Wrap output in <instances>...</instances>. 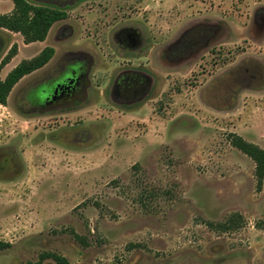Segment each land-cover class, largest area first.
Instances as JSON below:
<instances>
[{"label":"rangeland","instance_id":"rangeland-1","mask_svg":"<svg viewBox=\"0 0 264 264\" xmlns=\"http://www.w3.org/2000/svg\"><path fill=\"white\" fill-rule=\"evenodd\" d=\"M28 1L67 16L43 42L0 28L1 79L55 50L0 104V264H264V178L229 140L264 149V0ZM68 65L75 97L34 101Z\"/></svg>","mask_w":264,"mask_h":264},{"label":"trees","instance_id":"trees-1","mask_svg":"<svg viewBox=\"0 0 264 264\" xmlns=\"http://www.w3.org/2000/svg\"><path fill=\"white\" fill-rule=\"evenodd\" d=\"M11 1L13 3L12 10L0 14V28L20 33L24 43L43 41L51 26L67 16L63 9L34 4L28 0ZM54 52L52 46H45L36 55L20 60L4 78H0V104H6L7 96L16 82L24 75L43 67L54 55ZM15 53L16 45L13 44L1 59L0 67L7 63ZM229 140L232 146L254 162V176L257 188L260 189L264 178V149L236 133H230ZM256 226L264 228V218L256 221ZM9 245V242L0 240V250L9 247ZM45 258H52L56 264H70L65 256L49 251L41 252L39 260L32 264H39Z\"/></svg>","mask_w":264,"mask_h":264},{"label":"flooded vegetation","instance_id":"flooded-vegetation-1","mask_svg":"<svg viewBox=\"0 0 264 264\" xmlns=\"http://www.w3.org/2000/svg\"><path fill=\"white\" fill-rule=\"evenodd\" d=\"M136 38V35L134 33H131L130 31H124L120 33L119 35V42L123 45H131V43L134 42ZM71 67V68H70ZM70 68V69H68ZM80 73L77 74L73 70L72 65L66 66V68L58 71L53 77H51L48 80H43L39 84L36 85L34 90L31 91V94L33 93L34 101L37 102H44L49 104H58L64 101L72 100L75 95L78 93L80 88V75L82 72V68L79 71ZM67 82H71V86L67 87ZM45 83L46 88L40 89V84ZM116 88H118L119 92L125 94V95H135L139 91L142 90V80L135 74V73H129L124 75H119L115 82ZM58 88H65L63 92L61 93V97L56 99V102L51 101V99H48L47 97L43 96V93L55 91ZM84 95V94H83ZM5 164L12 167L11 161H6Z\"/></svg>","mask_w":264,"mask_h":264},{"label":"crops","instance_id":"crops-1","mask_svg":"<svg viewBox=\"0 0 264 264\" xmlns=\"http://www.w3.org/2000/svg\"><path fill=\"white\" fill-rule=\"evenodd\" d=\"M4 5H6V10H2V6H4ZM13 5V3H12V1L11 0H0V14L1 13H6L7 11H9L10 10V8H11V6ZM47 37V36H46ZM44 41V40H43ZM43 41H41V42H43ZM12 59H14V57L12 58ZM38 70V69H37ZM36 70H34V71H32V72H35ZM27 75V74H26ZM26 75H24V76H26ZM23 76V77H24ZM22 77V78H23ZM21 78V79H22ZM20 79V80H21Z\"/></svg>","mask_w":264,"mask_h":264}]
</instances>
